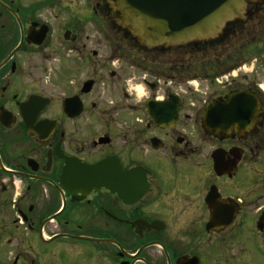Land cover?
Segmentation results:
<instances>
[{
    "label": "flooded vegetation",
    "instance_id": "af4514ba",
    "mask_svg": "<svg viewBox=\"0 0 264 264\" xmlns=\"http://www.w3.org/2000/svg\"><path fill=\"white\" fill-rule=\"evenodd\" d=\"M92 1L0 0V264H264V38L203 96L136 41L114 58L137 75L53 69L110 17ZM249 5L234 28L264 32V0ZM219 106L227 128L207 129Z\"/></svg>",
    "mask_w": 264,
    "mask_h": 264
},
{
    "label": "rangeland",
    "instance_id": "374dc122",
    "mask_svg": "<svg viewBox=\"0 0 264 264\" xmlns=\"http://www.w3.org/2000/svg\"><path fill=\"white\" fill-rule=\"evenodd\" d=\"M82 0H79V3H81ZM95 1L88 0V6H91L94 4ZM250 4V2H248ZM248 4L247 9H250V5ZM247 12V11H246ZM75 12L71 14H75ZM246 16L243 15V17ZM75 19V17H73ZM77 20V19H75ZM235 20L233 22H229L226 24L224 29L221 33H219L216 37H207L205 39H202L201 41H195L194 43H187L182 46L179 45H173L171 47H167L164 45L159 46H152L150 45H142V49L144 51L145 56L148 55L149 59L155 58L157 61V64H154L155 66L162 67L163 69L174 68L175 72H180L183 74H197L198 77L196 78L198 84L194 85H186V88L192 89V90H198L199 94H202V96L205 93L210 94L215 85H212L211 80L207 79L205 80L203 78L206 77L207 72L211 71H219L220 69L224 68L225 64L227 63L229 57H236V56H242L244 54L255 56V53H252L253 50H255V46H253V43L259 42L263 40L264 32L261 33H253L251 23L247 25V31H239L241 27H237V29L234 28V25L236 23ZM235 22V23H234ZM225 25V24H224ZM85 36L88 37L86 39L85 43L87 44V49L83 48H74L70 51H68L66 54L62 55L65 56V59H61L60 55L55 56L57 57L56 62L53 64V69H58L60 66L66 65V63L74 62L73 67L76 62H80L81 60L79 58L82 57H89L90 58V73L94 72V69L96 65L93 62H97L98 64H105V70L104 72L107 74L106 78L110 79L111 72H117V73H123V72H130L135 73L136 75L139 74V70H132L129 67L124 64L123 60H116L117 58H114V56L120 55V57L123 55L122 52L119 54L118 52V45L119 42L122 41H136L139 45L138 39L136 36H132V31L123 29L122 25L120 23L112 22L110 20V17H105L104 23H96V22H89L85 24ZM245 30V29H244ZM249 31V33H248ZM132 33V34H131ZM215 41H220L219 44H217L216 47L210 48L209 51L206 50L207 56L203 58L202 55H196L197 59L192 60L190 55L194 50V46H196L198 43H212ZM166 47V48H165ZM163 48V49H162ZM129 48H123L121 51L126 50L128 51ZM98 52V59L94 58L93 53ZM147 52V53H146ZM134 55V54H133ZM137 59L140 61L144 60V55L141 53L136 54ZM143 56V57H142ZM108 64V62H113ZM149 62V61H147ZM151 64V62H149ZM183 63L184 65L181 66L180 64ZM180 65V66H179ZM76 69V67H74ZM181 70V71H180ZM99 71V69H98ZM172 71V70H171ZM252 69L249 68V72H251ZM261 72V78L264 80V72ZM154 81V79H151ZM225 81V79H220V81ZM218 84V83H216ZM195 86V87H194ZM133 87H139L142 88V82H136L133 84ZM106 88V87H105ZM106 95L104 94L103 97L107 98V91L105 90ZM109 94V93H108ZM148 95V90L145 88V91L138 90L136 100L141 101L144 100ZM114 98V94L112 96Z\"/></svg>",
    "mask_w": 264,
    "mask_h": 264
},
{
    "label": "water",
    "instance_id": "95a60500",
    "mask_svg": "<svg viewBox=\"0 0 264 264\" xmlns=\"http://www.w3.org/2000/svg\"><path fill=\"white\" fill-rule=\"evenodd\" d=\"M106 1L111 8L110 20L132 31V36L137 37L141 46L171 47L216 37L227 23L246 20L248 2L254 4L262 0ZM164 109L159 107L157 111L162 113ZM227 121V110L224 107H210L206 112L207 129H225Z\"/></svg>",
    "mask_w": 264,
    "mask_h": 264
},
{
    "label": "trees",
    "instance_id": "16d2710c",
    "mask_svg": "<svg viewBox=\"0 0 264 264\" xmlns=\"http://www.w3.org/2000/svg\"><path fill=\"white\" fill-rule=\"evenodd\" d=\"M219 43L220 41H217L215 43H210V44L208 43L197 44L196 46L193 47L195 51L191 53L190 55L191 59L192 60L197 59V56H196L197 54L202 55L203 58L208 57L206 50L209 51L210 48L216 47L217 44ZM138 52H141L139 48H138Z\"/></svg>",
    "mask_w": 264,
    "mask_h": 264
},
{
    "label": "bare ground",
    "instance_id": "6f19581e",
    "mask_svg": "<svg viewBox=\"0 0 264 264\" xmlns=\"http://www.w3.org/2000/svg\"><path fill=\"white\" fill-rule=\"evenodd\" d=\"M139 90H142V88H139Z\"/></svg>",
    "mask_w": 264,
    "mask_h": 264
}]
</instances>
